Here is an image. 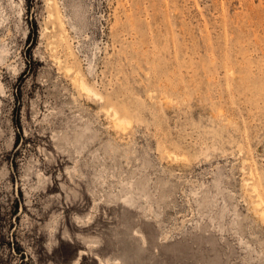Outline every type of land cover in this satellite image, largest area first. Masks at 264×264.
<instances>
[{"label": "rangeland", "instance_id": "rangeland-1", "mask_svg": "<svg viewBox=\"0 0 264 264\" xmlns=\"http://www.w3.org/2000/svg\"><path fill=\"white\" fill-rule=\"evenodd\" d=\"M0 264H264V0H0Z\"/></svg>", "mask_w": 264, "mask_h": 264}, {"label": "bare ground", "instance_id": "bare-ground-1", "mask_svg": "<svg viewBox=\"0 0 264 264\" xmlns=\"http://www.w3.org/2000/svg\"><path fill=\"white\" fill-rule=\"evenodd\" d=\"M76 82V81H75ZM81 83V82H80ZM82 85V84H81ZM83 86V85H82ZM84 89L88 90V88H86L85 86L83 87ZM88 92V91H87ZM89 93V92H88ZM115 116V115H114ZM121 120H118V122ZM115 126V125H114Z\"/></svg>", "mask_w": 264, "mask_h": 264}, {"label": "trees", "instance_id": "trees-1", "mask_svg": "<svg viewBox=\"0 0 264 264\" xmlns=\"http://www.w3.org/2000/svg\"><path fill=\"white\" fill-rule=\"evenodd\" d=\"M28 37H30V33L28 34Z\"/></svg>", "mask_w": 264, "mask_h": 264}]
</instances>
